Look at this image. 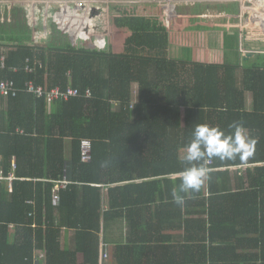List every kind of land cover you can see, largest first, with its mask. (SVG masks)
<instances>
[{"label": "trees", "instance_id": "16d2710c", "mask_svg": "<svg viewBox=\"0 0 264 264\" xmlns=\"http://www.w3.org/2000/svg\"><path fill=\"white\" fill-rule=\"evenodd\" d=\"M201 9L198 6L193 11ZM20 30L28 32L25 19L0 24V34H15ZM0 39H4L3 36ZM6 46L7 62L0 69V80L12 78L20 88H24L26 81L34 80L49 89L57 85L66 87L70 77H74L71 81L82 93L90 88L92 97L59 100L51 111L46 96L36 98L22 90L16 97L4 98L6 110L0 113V171L8 174L12 158L16 157L18 179L13 182L12 191L7 182H0V264H37V250H44L46 264H79L66 260L76 251L84 254L85 264H99L101 189L94 183L108 176L114 155L127 156L143 149H149L155 156L175 155L178 156V172H183L188 165L180 164L179 151L190 143L197 124H207L209 113L211 116L217 111L222 127L227 122L246 124V113L241 112L244 93L237 87L236 66L183 63L168 59L165 54L132 57L115 55L105 49L72 48L67 40L57 35L56 29L45 46L21 42ZM28 58L32 63L38 58L42 65L34 72H26ZM248 75L249 88L258 100L256 112L264 110V68L249 69ZM134 83L138 84L139 98L131 109ZM161 84L166 86V104L158 101ZM115 101L120 102L119 106H114ZM84 103L90 104L87 115L83 112ZM18 127L25 132H17ZM83 138L93 140L89 162L81 160ZM262 139L264 142V136ZM144 141L148 147L127 145ZM68 144L73 163L72 183L60 190V200L54 203V181L64 175ZM259 147L261 154L252 155L251 162L264 161V146ZM237 157L231 159L230 164V160H219L211 167L244 163ZM251 171L247 184H237L239 190L235 192L229 187L224 192H214L215 186L218 187L209 179V197L204 192V183L198 192L192 193L191 200L190 195L183 197L184 203L180 205L181 208L185 205L186 212L181 211L182 217L198 212L188 210L191 202L197 204L200 211L196 218L182 222L185 237L178 242V264L207 258L210 264H243L258 259L253 254H240L244 244L258 245L255 241L261 243L264 256V167L255 169L258 175ZM225 172H218V175ZM65 213L75 216L68 224L82 239L75 251L63 250L61 246L63 224L58 216ZM244 218L254 224L250 231L255 230V221L259 222L261 237L256 240L239 238V220ZM227 219L233 223L229 227ZM13 224L16 236L11 240L10 226ZM221 231L229 232L230 241L234 240L225 247L216 244H220L216 239ZM191 254H198V257L191 260Z\"/></svg>", "mask_w": 264, "mask_h": 264}, {"label": "crops", "instance_id": "0c3cea01", "mask_svg": "<svg viewBox=\"0 0 264 264\" xmlns=\"http://www.w3.org/2000/svg\"><path fill=\"white\" fill-rule=\"evenodd\" d=\"M121 1L96 0L93 4L84 5L79 8L70 4L69 7H62L63 10L68 9V11L59 10L57 13H53L56 6L48 7L44 4H36L37 7L40 6L45 10V16L38 13L37 7L32 11V14L16 11L11 17L12 21L14 22L15 19H25L28 24V32L20 30V32L15 34L7 33L9 38L13 36L16 39H7L5 37L4 39H0V44L5 45L0 47V53L4 51L3 49H7L8 51L6 45H15L20 42L30 46H45L51 39L53 30L56 29L57 35L63 41L67 40L72 48L80 46L91 49L106 48L105 50L108 49L112 54H127L132 57L136 55L159 57L165 54L168 59L182 61L183 63L199 62L207 65L236 66L237 87L244 93L243 99H245L243 101V108H241V112L246 113V124L243 126V130L248 137L252 138L251 135H253L255 141L257 143L259 142V146H264L262 139L264 136V110H257L256 112L258 100L255 98L254 92L249 88L250 75H248L249 69L256 67L264 68V54L248 53L246 51L251 46L250 43H253L255 40H249V32L247 31L245 33L246 37H243L239 24L231 21L234 18L239 19L236 16L237 13L234 11L238 6L230 8L228 3H236L184 2L183 4L177 5L175 9L176 14L180 17L176 15L168 22L161 15L162 7L150 1L147 3H128L127 0ZM263 2L264 0L256 6V9L262 13V22H259L261 23L259 27L264 24ZM208 3H217V10H210ZM198 6L202 7V9L200 11H193ZM2 13L4 17H10V15L6 14L7 12L5 14L4 12ZM105 18L107 20L104 21ZM3 23L5 22L0 19V24ZM105 25L110 28V31L103 28ZM225 27L238 28L240 36L238 47L227 49L223 58H217V56L213 55L205 57L206 52L211 51L214 47H218L216 44L211 43L215 42V36L213 41H207V38L210 39L208 32L212 28ZM122 33L125 34L123 35ZM0 35L3 36L4 33ZM19 37H22V40H18ZM181 39H185L188 45L195 47L198 45L203 47L206 44L208 50L204 51L203 47L199 53L200 55L179 53L177 49L176 52H171V45L176 44L178 46V41ZM251 50H264V48L259 45V47L253 46ZM254 58L255 61L252 60ZM30 63L33 68L31 72H34L38 65H42V62L38 58L34 60V63L30 60ZM0 69L2 68L0 67ZM71 80L74 81V77H70L69 84L70 82L73 83ZM134 89L138 90L137 83L132 85V91ZM157 93L160 104H166V86L161 84ZM4 98H0V113L6 110V101ZM132 99L131 95V101ZM58 101H47L50 111L54 103ZM131 101L129 107L133 109L134 106L131 107ZM83 106V112L86 115L89 114V104L84 103ZM184 115L185 110L183 108L182 116ZM218 120L219 116L217 111L212 113L211 116L209 113L207 125L218 127L226 133H230L229 126L231 123L227 122L226 126L222 127L218 123ZM140 144L142 146L147 145L145 141L143 143H128L127 145L139 147ZM259 146L256 143L253 145L251 155L244 156L243 158L238 156L237 158L242 159L240 160L241 162L244 161L240 165L231 164L211 167L214 162H218L220 159L216 158L214 161L213 159H208L206 166L209 169L210 178L204 182V192H206L207 196L209 197L210 194L208 189L209 179L211 181L213 179V184L218 187L216 188L215 186L214 192H224L228 187L232 189L231 192H235L239 190L237 189V184H247L249 171L252 170L253 172L251 171V173L258 175L255 169L264 167V161L251 162L249 158L252 155L258 156L261 154L262 148ZM69 150L70 146L68 144L64 175L54 181V187L62 179H67L68 184L72 183L73 163ZM185 150L186 148H182L179 151V162L181 165L183 163L187 165L183 160ZM257 153L259 154L256 155ZM113 159V161L111 160V168L107 170L108 176L100 183H94V185L99 186L101 189L99 264H178V242L184 240L185 237L182 222L185 219L196 218L199 216L200 211V207L194 202H191L188 204V210H197L198 212L185 214L182 217L181 211L186 212L185 205L181 208L180 204L178 206L175 203L174 193H177L182 198L190 195V200L193 193L178 192V186L180 184L179 177L182 174V172H178V156H155L152 155L149 149H143L138 153H132L127 156L114 155ZM14 160L17 163L16 157H13L11 171ZM231 162L233 161H228V164ZM152 163L158 164L152 165ZM218 172L225 173L221 176L218 175ZM16 179H18V176ZM5 182L7 181L5 180ZM67 185L59 190L66 188ZM31 201L34 203L33 200ZM79 206H82L81 200L79 201ZM58 217L63 224L60 237L62 249L70 251L77 250L79 242L81 243L82 239L76 229L70 227L68 224L70 219L75 220V216L71 213L69 215L65 213L64 216L61 215ZM228 220L227 225L229 227L233 223ZM239 222V238H255L256 240L261 237V229L258 228V221H255V230L251 231L250 229L254 225H252V220L249 221V218H244L240 219ZM228 233L227 231H221L217 236L216 240L220 242V244L216 243L218 246L225 247L234 241H230L231 235ZM15 236L16 226L13 224L10 226V239L12 240ZM255 243L258 245L244 244L245 248L240 249V254H253L258 259L253 261L249 260L243 264H262L264 262V256L260 248L261 243L259 244L256 241ZM42 254H44V258H40ZM215 255L218 256L219 254L216 252ZM36 257L37 264H46L44 250H37ZM197 257L198 254H191L189 258L192 260ZM66 260H75L79 264H85V256L82 252H73V254L67 256ZM189 264H210V261L207 258V260L204 259L201 262L194 261Z\"/></svg>", "mask_w": 264, "mask_h": 264}, {"label": "built area", "instance_id": "2783aa9c", "mask_svg": "<svg viewBox=\"0 0 264 264\" xmlns=\"http://www.w3.org/2000/svg\"><path fill=\"white\" fill-rule=\"evenodd\" d=\"M96 0H0V19L3 22H11V17L13 16V13L16 11L25 12V14H32V11L36 9V4H44L48 7L51 6H59L61 7V10H63L62 7L67 6L69 7L70 4H73L76 8L83 7L84 5H90L93 4ZM113 2H122L121 0H112ZM151 2L159 7H162V16L169 22L172 17H175L176 14V7L179 4H183L184 2H235L238 3V7L236 8L238 11L236 12L237 18L240 20L239 28L242 32L243 37H246L245 32L248 28V13L252 12V16L255 19H258V22H260L261 18V11H258L255 6H258L259 3L262 2V0H127L128 3L130 2H138V3H147ZM68 11V9H65L63 11ZM4 14L10 15V17H4ZM179 16V15H177ZM180 17V16H179ZM250 17V18H251ZM107 20V18L104 19V21ZM260 25V24H259ZM109 26V23H108ZM107 26V29L110 28ZM264 26V24H263ZM259 27V26H258ZM262 28L263 27H259ZM110 31V30H109ZM123 31V30H122ZM248 32V31H247ZM116 33V32H115ZM121 33V32H120ZM123 35L125 33H122ZM246 40V38H245ZM0 53V67L4 68L6 66L7 62V56L5 53V49H3ZM249 51L248 53H257V54H264V50H246ZM26 71L31 72L33 70L32 64L30 63V59L28 58L26 60V65L24 67ZM15 70H17L15 68ZM26 91L28 93L33 94L36 98H41L43 96H46L47 100L50 102H54L57 100H68L71 97H77L82 96L84 99H90L92 97V90L88 88L84 93L80 90L78 86H76L74 83L68 84L66 87L62 86H55L52 88H46L41 84H37L34 80H28L25 82L24 88L18 87L16 81L12 78H3L0 80V97H16L20 91ZM138 90L132 91V101H131V107L134 106V104L138 101L139 98ZM119 104L118 101L114 102V105L117 106ZM17 132L24 133L25 130L22 128H18ZM81 160L83 162H89L92 159V152H93V140L90 138H83L81 140ZM212 163V161H210ZM17 169V163L14 160L12 162V171L8 174H4L2 171H0V182L7 181L9 184V191H12L13 189V181L17 178L15 175V170ZM68 184L67 179H62L58 181V184L53 189V202L58 203L60 200V194L59 189L62 187H65ZM32 203V201H29ZM32 214V213H31ZM30 214V215H31ZM44 254L40 255V258H44Z\"/></svg>", "mask_w": 264, "mask_h": 264}, {"label": "clouds", "instance_id": "9594fccd", "mask_svg": "<svg viewBox=\"0 0 264 264\" xmlns=\"http://www.w3.org/2000/svg\"><path fill=\"white\" fill-rule=\"evenodd\" d=\"M233 131L226 134L218 127L197 124L192 132V140L186 146L183 160L187 163L180 175L179 193L198 192L206 179L210 178L206 166L208 159L231 160L237 156L251 155L254 141L248 137L243 126L233 123ZM175 203L183 204V198L174 193Z\"/></svg>", "mask_w": 264, "mask_h": 264}, {"label": "rangeland", "instance_id": "374dc122", "mask_svg": "<svg viewBox=\"0 0 264 264\" xmlns=\"http://www.w3.org/2000/svg\"><path fill=\"white\" fill-rule=\"evenodd\" d=\"M216 4L217 3H211V4H209L210 10L216 11L217 10L216 9L217 8L216 7ZM228 5H230V8H234L235 6H238L237 3L236 4H234V3H230L229 4L228 3ZM227 6H225V7H227ZM37 8H38V10H37L38 13L39 14H43L45 16V13H46L45 10L42 7H40V6H38ZM59 10H61V7L56 6L55 7V10L53 11V13H57V11H59ZM252 14L253 13L250 12L247 15L249 17L248 20H247L248 21L247 31L249 32V34H248L249 40H255V41L253 43H250L251 46H249L248 50H251V48L253 46H256V47L258 46L259 47V45H260V47L264 48V29L258 27L259 24H261V23L258 22V19H255L254 17H251ZM52 20L55 21L54 19H52ZM231 21L232 22H237V24H240L239 19H235L234 18V19H231ZM260 22H262V16L260 18ZM261 27L264 28V26H262V25H261ZM103 28L104 29H107V25H105ZM208 33H209L210 39L207 38V41H209V42L213 41L214 40V36H215V42H211V43L216 44V46H218V47L212 48L211 49L212 52L211 51L206 52L205 53V57L206 56H212L213 55V56H217V58H223L224 57V54H225V51L227 49H231V48L238 47V43H239L240 36H239V31H238V28L237 27L212 28V30H210V32H208ZM204 34H206V33H204ZM4 35H3V38L5 37V38L9 39L7 32H5ZM0 38H1V35H0ZM12 39H14L13 36H12ZM18 40H22V37H19ZM7 44H9V43H7ZM203 47H204V51L208 50V48L206 47V44L203 45ZM203 47L200 46V45H198L196 47L193 46V45H188L185 42V39H181L180 41H178V46L176 44H173V45H171V48L170 49H171V52H176V49H177V51L179 50V53L182 52V53H186V54H189V55H194V54L200 55L199 53L201 52V50H202ZM114 54H116V53H114ZM251 56H253V55H251ZM252 60L255 61V58L252 59ZM86 100H88V99H86ZM89 106H90V104H89Z\"/></svg>", "mask_w": 264, "mask_h": 264}, {"label": "water", "instance_id": "95a60500", "mask_svg": "<svg viewBox=\"0 0 264 264\" xmlns=\"http://www.w3.org/2000/svg\"><path fill=\"white\" fill-rule=\"evenodd\" d=\"M263 3H264V2H263ZM234 11L237 12L238 10H237V9H234ZM245 33H246V32H245ZM245 46H246V44H245ZM246 58H247V57H246Z\"/></svg>", "mask_w": 264, "mask_h": 264}, {"label": "bare ground", "instance_id": "6f19581e", "mask_svg": "<svg viewBox=\"0 0 264 264\" xmlns=\"http://www.w3.org/2000/svg\"><path fill=\"white\" fill-rule=\"evenodd\" d=\"M54 6H56V5H54Z\"/></svg>", "mask_w": 264, "mask_h": 264}]
</instances>
